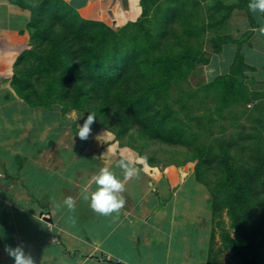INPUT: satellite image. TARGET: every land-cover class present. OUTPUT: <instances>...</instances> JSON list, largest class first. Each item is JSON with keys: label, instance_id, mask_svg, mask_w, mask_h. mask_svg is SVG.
I'll return each mask as SVG.
<instances>
[{"label": "rangeland", "instance_id": "obj_1", "mask_svg": "<svg viewBox=\"0 0 264 264\" xmlns=\"http://www.w3.org/2000/svg\"><path fill=\"white\" fill-rule=\"evenodd\" d=\"M32 1L24 0L21 4ZM221 5L229 6L227 0H112L98 13L97 19H89L84 11L74 13L85 21L104 25L86 26L87 37L99 39L111 30L109 39L115 38L123 55L136 50V62L128 73L126 86L137 88L139 84L151 92L167 84L172 114L164 113L159 102L149 108L150 115L161 111L159 116L163 120L170 113L164 120L167 128L160 131V137H154L153 124L148 120L144 124L120 121L117 103L110 104V111L106 113V101L99 98L97 90L93 91V85L99 84L68 81L65 70L82 76L88 72L80 66V59H73L71 50L66 48L73 36L67 42L64 37L70 31L75 33L79 24L73 21L74 14L69 10L59 12L55 18L44 16L39 24L32 26L31 11L21 7L29 11L21 34H27L26 50L30 52L27 60L20 63L17 58L12 64L11 81L14 92L22 99L26 97L29 107L42 113L59 109L64 116L83 125L88 113L95 112L97 119L91 126L94 136L102 138L108 147L133 153L141 164L148 163L156 169L187 167L194 174L200 155L210 153L212 160L206 166L205 187L211 197L209 206L216 198L220 208L213 213L209 264H247V260L264 264V230L253 233L248 228L242 232L236 229L230 195L234 187L228 179L234 178L235 185L248 184L251 191L241 193L242 205L237 209L249 222L251 216H258L251 221L258 223L259 215L264 216V161L260 164L254 152L258 137L264 145V68L253 67L244 59L248 68L241 70L234 81L225 78L236 53L240 51L243 55V43L238 48L236 43L223 42L220 51L216 47L226 37L239 40L250 26L243 19L231 22V13ZM112 46L109 44L108 48L111 50ZM118 68L116 65L111 69L115 78ZM208 84L213 88H206ZM113 85L104 84L102 94L112 90L120 96L133 94L125 86L110 89ZM50 87L79 89L78 105L71 97L60 99L57 93L47 90ZM41 101L46 105L40 106ZM81 106L83 110L79 109ZM177 126L183 131L179 136L174 135ZM250 177L257 181H249ZM240 236H251L252 244L248 245Z\"/></svg>", "mask_w": 264, "mask_h": 264}, {"label": "crops", "instance_id": "obj_2", "mask_svg": "<svg viewBox=\"0 0 264 264\" xmlns=\"http://www.w3.org/2000/svg\"><path fill=\"white\" fill-rule=\"evenodd\" d=\"M64 1L97 19L112 0ZM249 2L227 0L236 6L230 21L248 23L242 53L263 70L264 13L250 11ZM28 12L0 0V264H14L5 247L18 245L34 264H209L211 197L187 167L141 164L92 131L81 140V123L59 109L34 110L14 92L12 64L28 45L21 34ZM119 160L135 166L138 175L124 180ZM101 167L125 183L119 214L99 215L83 198L85 189L95 190L92 177ZM67 196L76 200L74 212L56 207Z\"/></svg>", "mask_w": 264, "mask_h": 264}, {"label": "trees", "instance_id": "obj_3", "mask_svg": "<svg viewBox=\"0 0 264 264\" xmlns=\"http://www.w3.org/2000/svg\"><path fill=\"white\" fill-rule=\"evenodd\" d=\"M12 1L20 7H24L26 5V3L25 5L21 4V2H23L24 0L22 1L12 0ZM221 6L224 10L227 11L228 14H230L232 10L236 7V6H225V5H221ZM25 8H28L33 15L32 24H31L32 26L39 24L38 22L42 21L44 19V16L45 17L51 16L55 18V16L59 15L58 14L59 12H62L64 10H69V13H73V14L77 12L73 7H71L64 0H33L30 4L27 3ZM166 14L165 16L168 17L169 14L167 15ZM64 17H65V14H64ZM61 19L62 18H59L58 20H61ZM74 20L75 22L77 21V23L79 24L76 26V29H74L75 33H72L70 31L69 35L64 37V40H66L67 42V40H69V37L71 35L73 36L72 41L68 42V44L66 45L67 46L66 48L67 50H71V53H72L71 56H73V59L75 60L80 59V64H81L80 66L84 67L88 72L87 74H84L82 76L81 74H75L74 71L72 70H65L64 73H68L69 75L68 81L74 84V82L78 80H85L88 83L99 84L100 86L93 85V91L97 90L99 98L101 97V99H104V102L106 101L107 103V105L105 106L106 113L110 111V104L117 103L118 104L117 116L120 118V121L124 122L125 124H129L130 122L134 124H142V123L144 124V122L148 120V122L153 124L152 130L155 133L154 137H160L161 136L160 131L167 128L164 120L166 119V117L170 115V113L172 114V112L169 109V104H168L169 99H168V93H167V89H168L167 84L160 85L156 87L154 90H152L151 92H150L151 90L150 88H144V87L141 88L139 84H137L136 86L137 88L133 86H128V85L126 86V84H129L127 83L128 73L130 69L133 67L134 63L136 62V58H137L136 50H133L131 54L123 55L121 52L120 46L116 43L115 38L112 37L111 41L109 39L113 31L108 30V32L104 33V36L99 39L87 37L88 35V33L86 32L87 30L84 29L86 26L91 25L95 27H103L104 25L102 23H99V22L90 23L89 21L83 20L76 14H74L73 16V21ZM69 29L72 30V28H69ZM243 39H244V35L238 41L235 42L238 48H240V45L243 43ZM228 41L231 42L232 40L227 37L224 38L223 41H221V43L216 47V51H220L222 43L223 42L228 43ZM109 44H113L111 50L108 48ZM29 52L30 50L24 51L18 57V62L21 63L24 60H27L28 58L27 55L29 54ZM119 56H121L122 58H120ZM195 61H198V60L196 59ZM204 62L208 63V60H205ZM116 65H118V67L120 68H118L119 74L115 78L114 73L111 71V69H113ZM244 68H248V67L244 62V56L241 54L240 51H238L235 55V60L232 65L231 71L229 75L226 76L225 78L231 81H234L235 80L234 78L237 77L236 75H240L241 70H243ZM118 83L119 84L121 83V84L118 85ZM104 84H108V85L114 84L113 86H109L110 89H114V88L116 89V88H120V86L121 87L125 86L126 88H128V90H131L133 94L132 95L122 94V96H120L117 92L115 91L113 92V90L108 92V94L107 92L105 94H102L103 90H101V88L102 86H104ZM209 86L213 88V85H210V84L206 85V88ZM47 90L50 91L51 93L53 92L57 93L60 99H62L63 97L65 98L71 97L73 101L75 100L74 103L78 105V99L80 98L79 89L67 88L66 90H55L52 87H50ZM149 93L150 94L152 93L151 96ZM125 95H126V98H125ZM23 99L26 102H28V99H26V97H23ZM156 103L160 105L161 107H163L162 111H165L164 113H168V111H170L168 116L163 117L164 120L161 119L162 117L160 118L159 116L162 113L161 111H159L158 113L154 115L153 113L151 115L149 114V108L151 106H154ZM40 104H41L40 106L46 105V104H42V101L40 102ZM81 107L82 108H79V109L83 110L84 109L83 106ZM104 123L105 122L103 121L102 124ZM209 123L212 124V121H210ZM177 129H179L180 131L175 133ZM180 132H183V131L181 130V127L177 126V128H175L174 130V135L179 136ZM259 138L260 137H258L259 141L257 140V143L255 144L254 153L258 155L257 161L260 164H262L264 161V148H263L264 145L263 143H259L261 141V139ZM168 139L169 138L167 139L165 138V140H168ZM243 151H244V148H243ZM210 155H211L210 153L206 155H200L201 158L199 159V165L197 166V169L194 173L196 180L202 183L203 185L207 184L206 181H208V177L206 176V171H208V169L206 166L211 164L212 159ZM228 179L230 181L231 186L234 187L233 192H231L230 195L232 197L231 208H232V214L234 217L236 229L239 232H242L244 228H248L252 230L253 233H261L264 230V216L259 215L258 223L254 224L251 221L256 215L251 216L250 222H249L248 220L249 218L246 215L242 217L244 214H241L240 209H237V207L242 205L241 201L243 197L240 195L241 193L246 192V190L248 189V184L241 182L238 185H235L236 181L234 180V178L229 177ZM255 180L257 181V179L253 180V178L251 177L249 178V181L253 182ZM224 185L225 184L221 186H224ZM252 185H256V184L253 183ZM216 193L220 194V192L218 191ZM211 201H212L211 203L212 212L213 213L217 212L220 208L217 199L213 198V200ZM246 220L248 222H246ZM240 238L243 239V241L247 243L248 245L252 244L251 236L250 237L240 236ZM246 263L252 264L248 260L246 261Z\"/></svg>", "mask_w": 264, "mask_h": 264}, {"label": "clouds", "instance_id": "obj_4", "mask_svg": "<svg viewBox=\"0 0 264 264\" xmlns=\"http://www.w3.org/2000/svg\"><path fill=\"white\" fill-rule=\"evenodd\" d=\"M248 8L253 13H264V0H250ZM264 32V29H261ZM80 116L77 117L79 119ZM96 113L89 112L87 119L82 126H78V136L81 140H87L91 134V126L96 121ZM122 169L124 180H131L138 175V170L125 160H119L116 165ZM95 190L90 193L85 189L83 196L84 200L89 202L90 209L102 216H111L119 214L125 207L126 200L123 195L125 192V183L116 173L108 168L101 167L97 174L92 177ZM57 208H66L69 212H74L76 209V200L72 196H67L62 203L56 205ZM5 251L13 258L14 264H34V260L30 254H26L24 248L20 245L15 248L6 246Z\"/></svg>", "mask_w": 264, "mask_h": 264}]
</instances>
